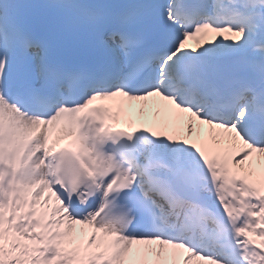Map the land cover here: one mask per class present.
<instances>
[{
	"label": "snow or ice",
	"instance_id": "obj_1",
	"mask_svg": "<svg viewBox=\"0 0 264 264\" xmlns=\"http://www.w3.org/2000/svg\"><path fill=\"white\" fill-rule=\"evenodd\" d=\"M0 264H264V0H0Z\"/></svg>",
	"mask_w": 264,
	"mask_h": 264
},
{
	"label": "bare ground",
	"instance_id": "obj_2",
	"mask_svg": "<svg viewBox=\"0 0 264 264\" xmlns=\"http://www.w3.org/2000/svg\"><path fill=\"white\" fill-rule=\"evenodd\" d=\"M116 101H118L119 103L121 102L119 99H117ZM116 101H105V102H111V103H115ZM123 103H125V104H128V103H131L134 107H139V104H140V102H127V101H123ZM137 121L139 122V116H138V114H137ZM123 122V121H122Z\"/></svg>",
	"mask_w": 264,
	"mask_h": 264
}]
</instances>
